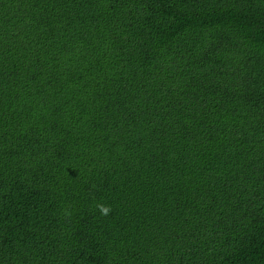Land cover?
I'll return each mask as SVG.
<instances>
[{
    "label": "trees",
    "instance_id": "1",
    "mask_svg": "<svg viewBox=\"0 0 264 264\" xmlns=\"http://www.w3.org/2000/svg\"><path fill=\"white\" fill-rule=\"evenodd\" d=\"M0 264H264V0H0Z\"/></svg>",
    "mask_w": 264,
    "mask_h": 264
},
{
    "label": "clouds",
    "instance_id": "2",
    "mask_svg": "<svg viewBox=\"0 0 264 264\" xmlns=\"http://www.w3.org/2000/svg\"><path fill=\"white\" fill-rule=\"evenodd\" d=\"M98 210L100 211L101 215L107 216L111 212V207L103 204L97 205Z\"/></svg>",
    "mask_w": 264,
    "mask_h": 264
}]
</instances>
